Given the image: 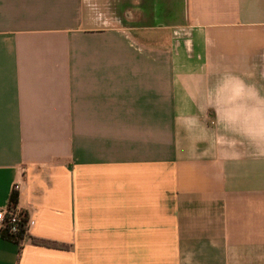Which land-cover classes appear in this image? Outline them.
I'll list each match as a JSON object with an SVG mask.
<instances>
[{"label": "crops", "instance_id": "1", "mask_svg": "<svg viewBox=\"0 0 264 264\" xmlns=\"http://www.w3.org/2000/svg\"><path fill=\"white\" fill-rule=\"evenodd\" d=\"M136 1L0 0V264H264V0Z\"/></svg>", "mask_w": 264, "mask_h": 264}, {"label": "built area", "instance_id": "2", "mask_svg": "<svg viewBox=\"0 0 264 264\" xmlns=\"http://www.w3.org/2000/svg\"><path fill=\"white\" fill-rule=\"evenodd\" d=\"M24 171L22 176H24ZM21 183H14L12 186V199L9 204L0 209V228L9 236L17 237V242L22 243L34 226V220L18 206L17 198L21 190Z\"/></svg>", "mask_w": 264, "mask_h": 264}, {"label": "trees", "instance_id": "3", "mask_svg": "<svg viewBox=\"0 0 264 264\" xmlns=\"http://www.w3.org/2000/svg\"><path fill=\"white\" fill-rule=\"evenodd\" d=\"M3 232H4V236H5V237H7V238H9V239H12V240H14V241H17V239H18L17 237H19V236H15V237H14V236H9L5 231H3Z\"/></svg>", "mask_w": 264, "mask_h": 264}, {"label": "rangeland", "instance_id": "4", "mask_svg": "<svg viewBox=\"0 0 264 264\" xmlns=\"http://www.w3.org/2000/svg\"><path fill=\"white\" fill-rule=\"evenodd\" d=\"M139 2H140L139 0H138V2L136 1L137 4H139ZM102 3H103V2H101L100 4H102ZM96 7H97V6H96ZM134 8H135L136 10H139L140 7L138 6V7H134ZM133 11H135V10H133Z\"/></svg>", "mask_w": 264, "mask_h": 264}]
</instances>
